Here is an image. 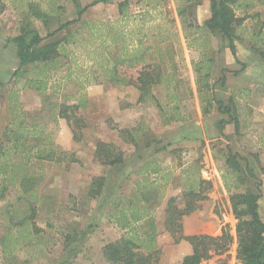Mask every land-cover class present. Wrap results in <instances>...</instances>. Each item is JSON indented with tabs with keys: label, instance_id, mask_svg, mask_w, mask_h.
I'll use <instances>...</instances> for the list:
<instances>
[{
	"label": "rangeland",
	"instance_id": "obj_1",
	"mask_svg": "<svg viewBox=\"0 0 264 264\" xmlns=\"http://www.w3.org/2000/svg\"><path fill=\"white\" fill-rule=\"evenodd\" d=\"M35 1L39 9L41 5L48 11H51L53 5L64 3L67 7L60 16L57 12L44 19L34 17L31 8L27 7V0H2L7 7L0 12V81H8L18 68L16 47L10 40L19 35L26 19L45 37L66 21L78 18L71 0H58L57 4L55 0ZM81 1L82 7H88L83 15L84 20L112 22L118 19V4L123 0H114L111 3H104L102 0ZM194 1L199 6L191 19L196 24L205 26L211 16L210 0ZM244 5V8L237 10L238 16L244 18L240 31L244 38L235 42L236 56L232 55L229 42L221 35L212 38L211 56L215 64L211 81L218 100L223 103V107L230 109L229 112L219 111L218 106L206 116L201 112L193 69V63L199 61L201 56L187 48L174 0H167L160 11L164 13L165 21L173 33L166 52V61L169 62L168 68L175 71L177 76L175 89L181 97L180 104L184 113L192 116L187 122L163 125L160 112L152 103H139V106L136 105L138 107H134L130 103L131 94L113 96L107 90L116 88L110 80L99 79L87 86L84 79L92 71L86 67L84 75L74 74L71 79L60 81L71 70L65 62L56 71L46 93L22 90L19 98L23 111L29 119L45 127L44 137L29 141L30 147L41 148L47 152L45 159L30 166L34 174V183L30 186H38L36 196L41 199L37 204L36 218L40 232L34 242L18 249L14 262L12 257L3 256L1 246L5 234L6 207L14 203L17 197L15 190H9L0 201V264H59L67 258L73 264H111L101 253V243L104 245L107 241H118L125 235L107 218L111 203L117 195L126 198L131 196L135 190L133 182L136 179L132 173L140 168L141 162L150 158L161 160L162 157L169 159L170 164L166 171H172L173 174L166 188L151 191L149 197L150 205L157 206L155 215L161 249L159 264H182L183 259L192 252L188 242L176 243V238L167 231L165 225L168 200L177 197L178 203L181 206L183 204L184 183L180 178L182 171L188 169L199 172L202 179L211 181L213 189L208 193L209 201L204 202L203 210L184 219V234L220 237L226 230L233 237L229 250L223 255H213L202 264H242L238 258V221L233 214L231 195L225 190L223 180V175L229 172L223 156L229 150L238 154V161L244 170L248 166L254 173V177L249 176L234 192H245L248 185L250 188L252 184L258 185L261 189L259 214L264 221V70L259 73L251 69L252 67L248 68V64L253 66L257 62L264 69V4L255 0L245 1ZM144 9L143 4L134 1L130 14H137ZM158 10L152 12L157 14ZM259 30L262 34H258ZM254 38H258L260 42L252 46L249 39ZM138 70L126 67L119 69L122 75L135 79L138 77ZM237 70L242 74L238 75L237 72L233 76ZM81 84L86 86L84 90H81ZM8 85L9 83H0V135L10 122L7 109ZM94 87L96 92H93ZM189 89L196 91L194 99ZM89 93L92 100H89ZM85 97V107L69 111L72 119L79 118L87 125L77 129L81 137L80 141H75L72 134V129L75 128L73 122L56 120L55 117L59 104H77ZM120 109L123 113L131 114L134 122L138 116L141 118L135 127L141 123L147 127L149 134L140 144V148L127 144L126 136L119 132L118 129L125 128L118 123L113 112H119ZM197 129L206 136L202 146H192V143L185 141L187 135H195ZM98 141L112 144L115 151L124 155L126 164L116 168L101 165L95 158ZM101 176L108 179L105 192L96 200L89 199L88 190L93 179ZM203 215L208 222L201 220ZM67 235L72 237L70 244L65 240ZM77 235L79 237L74 240L73 236ZM66 247L67 251L63 253ZM70 249H82L83 252L75 257L68 255Z\"/></svg>",
	"mask_w": 264,
	"mask_h": 264
},
{
	"label": "trees",
	"instance_id": "obj_2",
	"mask_svg": "<svg viewBox=\"0 0 264 264\" xmlns=\"http://www.w3.org/2000/svg\"><path fill=\"white\" fill-rule=\"evenodd\" d=\"M112 1L114 0H102L104 3ZM134 1L143 4L144 11L130 14ZM166 1L123 0L118 4V19L112 22L84 20L83 15L88 7L82 8L77 3L78 18L66 22L47 36L43 37L31 21L26 19L19 35L10 40L16 47L18 68L7 87L10 122L0 135V201L12 189L16 191L17 197L14 203L6 207L5 234L1 246L5 258L12 257L14 262L18 249L34 242L40 232L36 218L37 204L41 199L36 196L38 186H30L34 183L30 166L45 159L47 152L41 148L30 147L29 141L44 137L45 127L29 119L23 111L19 98L22 90L46 93L56 71L65 62L71 70L60 81L71 79L74 74L84 75L86 67L92 71L85 76L84 82L87 86L99 79L110 80L118 89L134 86L139 92V103L150 102L155 105L165 126L191 119V114L184 113L180 104L181 97L175 89V71L168 68L169 62L166 61V52L173 35L164 13L160 11ZM245 1L255 0H210L211 16L203 26L191 19L199 6L197 2L174 0L187 48L201 56L199 61L193 63V69L204 116L210 114L215 106H218L219 111H230L218 100L211 81L215 64L211 56L212 38L221 35L229 42L232 54L236 55L235 42L241 38L240 29L243 28L241 24L244 21V18L238 16L237 10L245 7ZM257 1L264 4V0ZM4 6L0 0V12H3ZM157 10V14L152 12ZM31 11L37 18L47 19L49 15H54L40 10L37 5H32ZM122 67L139 69L138 77L135 79L122 75L119 71ZM85 87L81 84V90ZM189 93L193 95L192 89H189ZM86 105V97L77 104H59L55 117L56 120L73 122L75 128L72 129V134L75 141H80L81 137L77 129L87 125L79 118L72 119L69 111L80 110ZM118 130L126 136L125 142L135 148H140V144L149 134L142 123L133 129ZM145 146L148 148V143ZM95 158L101 165L110 168L123 166L127 162L122 153H118L112 144L104 141L97 142ZM238 158V154L231 150L223 156L229 167V172L223 175L225 190L231 195L233 214L238 221V258L242 264H264V221L259 214L261 189L252 184L251 188L248 185L245 192H234L249 176L254 177L250 167L247 166L244 170ZM132 174L136 178L133 182L135 190L128 198L123 195L115 196L107 215L110 223L125 235L120 240L107 244L103 249V256L111 264H159L161 249L155 215L157 206L150 205L149 197L151 191L167 187L173 172L161 169L157 162H148L135 169ZM180 181L184 183L183 204L181 206L178 203L177 197L168 200L165 225L167 231L176 238V243L186 241L192 247V252L183 259L182 264H202L213 255L225 254L233 242V237L226 230L220 237L184 234V219L203 210L204 202L209 201L208 193L213 189V184L191 169L182 171ZM107 186L106 176L93 179L88 190L89 199L100 198ZM201 220L208 222L205 215ZM77 237L79 236H73V239ZM71 238L70 235L66 236L67 244H70ZM66 251L67 247L63 253ZM82 252V249H70L68 255L76 257ZM59 264L73 263L67 258Z\"/></svg>",
	"mask_w": 264,
	"mask_h": 264
},
{
	"label": "crops",
	"instance_id": "obj_3",
	"mask_svg": "<svg viewBox=\"0 0 264 264\" xmlns=\"http://www.w3.org/2000/svg\"><path fill=\"white\" fill-rule=\"evenodd\" d=\"M54 1V0H53ZM55 2H56V4H57V2H58V0H55ZM4 3V2H3ZM36 1L35 0H27V2H26V4H27V7H30L31 8V6L32 5H36ZM71 3L73 4V6H74V12H75V14H76V16H78V14H77V12H78V5H77V3L79 4V5H81V6H83V4H82V1L81 0H71ZM111 3V2H110ZM4 5L7 7V4L6 3H4ZM5 6H4V8H5ZM59 6H62V7H59ZM67 6L63 3V5H58V6H54L53 5V7H52V9H51V11H48V10H46V9H44L43 7H41V5H40V10H42V11H47V12H49V13H59V16H60V14H62L64 11H65V8H66ZM86 6H84V7H82V8H85ZM59 8H60V10H59ZM4 11V10H3ZM6 11V10H5ZM87 12V11H86ZM56 15V14H55ZM50 16V15H49ZM51 17V16H50ZM72 20H75V18L74 19H70V20H68V21H66V22H69V21H72ZM65 22V23H66ZM64 24V23H63ZM241 30V29H240ZM264 30V29H263ZM241 33V40L244 38V35H243V33L242 32H240ZM261 33V30H259V32H258V34H260ZM41 34V33H40ZM262 34V33H261ZM249 42H251L250 44L252 45V46H254L255 44H256V42H260L259 40H258V38H254V39H249ZM232 53V52H231ZM233 55V54H232ZM233 56H236V55H233ZM263 57H264V55H263ZM253 61H255L254 59H253ZM252 67V68H251ZM248 68H251V69H254L256 72H259V73H261L264 69H263V66L261 65V64H257V62L255 63V65L253 64V66H251V65H249L248 64ZM237 72H238V75L239 74H242V72L241 71H239V70H237V71H234V73L232 74L233 76L235 75V74H237ZM14 73V72H13ZM12 76H13V74H12ZM12 76L8 79V81H6V82H4V81H0V83L2 84V83H10L11 82V80H12ZM255 76H256V74H255ZM105 87V86H104ZM105 89V88H104ZM107 89V88H106ZM97 90H99V89H97ZM111 94H113V96L114 95H116V94H121V93H125V94H131V99H130V103L131 104H134V107H138L140 104H139V92H138V90L134 87V86H129V87H126V88H121V89H118V88H113V87H111V89H107ZM107 90H105V91H107ZM104 91V90H103ZM93 92H96V88L94 87L93 88ZM195 90L193 89V99H194V96H196V94H195ZM215 92H216V90H215ZM197 93V92H196ZM120 96V95H119ZM89 100H92V96L90 95V93H89ZM105 102V101H104ZM136 105H138V106H136ZM197 105H198V107H199V103L197 102ZM117 107H119V105L117 104ZM216 107V106H215ZM113 116L114 117H117V121H118V123H120V124H122V127L123 128H125V129H131V128H134L137 124H138V121L141 119L139 116L137 117V119H136V121L134 122L133 120H134V118L132 119L130 116H131V114H129V113H123V111H121V109L119 110V112H113ZM130 118V119H129ZM140 122V121H139ZM204 135V134H203ZM202 135V133H200V129H197V132H196V134L195 135H192V134H190V135H187L188 137H186V140L185 141H188V142H190V143H192V146H198V144L199 145H201L202 146V144H203V142H204V140H205V137L206 136H203ZM71 141H72V139H71ZM163 159H161L160 160V158H158V159H154V158H150V159H147V160H145L144 162H141V165H144L145 163H148V162H157L160 166H161V169H167L168 168V166H169V164H170V161H169V159L168 158H165V157H162ZM171 163H173V162H171ZM140 165V166H141ZM174 168V166L172 165V169ZM166 212V211H165ZM113 242H116V241H107V243L106 244H104V245H102V243H101V253H103V249H104V247L107 245V244H110V243H113ZM103 248V249H102ZM104 257V256H103Z\"/></svg>",
	"mask_w": 264,
	"mask_h": 264
}]
</instances>
